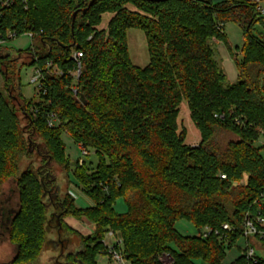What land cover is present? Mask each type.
Here are the masks:
<instances>
[{"label":"trees","instance_id":"obj_1","mask_svg":"<svg viewBox=\"0 0 264 264\" xmlns=\"http://www.w3.org/2000/svg\"><path fill=\"white\" fill-rule=\"evenodd\" d=\"M106 12L113 14L108 30H99ZM230 20L247 34L234 82L213 45L214 39L226 42ZM256 22L264 23L256 0H9L0 32L33 34L28 50L13 54L0 47L7 90L0 92V187L16 173L19 192L6 221L17 247L9 264L36 261L52 228L59 236L67 231L65 216L98 209L81 264H97L98 254L109 253L108 231L121 241L115 246L128 264H165L164 254L172 264H225L227 251L243 238L246 215H264V32H251ZM133 27L148 37L150 62L143 68L129 57ZM24 54L44 73L35 101L17 84ZM183 100L201 134L197 146L178 131ZM218 128L237 136L222 153L209 146ZM64 132L99 157L97 177L81 160L73 172L95 206L80 209L69 194H53L58 186L49 162L69 170L68 177L71 171L61 157ZM34 146L40 165L19 172ZM119 196L128 206L123 214L112 207ZM182 218L199 234L182 235L176 228ZM205 227L212 229L207 237ZM230 264H250L245 249Z\"/></svg>","mask_w":264,"mask_h":264},{"label":"rangeland","instance_id":"obj_2","mask_svg":"<svg viewBox=\"0 0 264 264\" xmlns=\"http://www.w3.org/2000/svg\"><path fill=\"white\" fill-rule=\"evenodd\" d=\"M261 6L264 7V0H261ZM262 14V13H261ZM113 14L106 12L102 16L101 23L97 26L99 30H108L109 22L112 19ZM264 20V14H262ZM224 32L226 34V42L213 40V45L216 49L215 58L218 61L221 68L224 70L229 81H236L238 74V64L242 58L243 47L247 41V34L244 28L234 20L227 21L224 24ZM253 34H259L264 32V23L256 22L251 28ZM33 40L28 34L9 39L5 47L16 54L19 51H25L32 47ZM127 44L129 57L133 64L139 67H145L150 62L149 42L146 32L141 28H130L127 31ZM232 49V53L230 51ZM4 49V48H3ZM27 54H24L22 60L19 62V75L17 77V84L19 92L28 101H35L38 99V93L36 84L31 82V77L36 74V65H28L30 58H26ZM24 63L25 65H23ZM56 71V70H55ZM239 76V74H238ZM0 92L6 95L5 80L2 72L0 71ZM15 94H19L18 91ZM22 118L23 127L27 126L21 111L18 112ZM55 124L57 123L54 121ZM178 131H186V143L192 146H197L201 142V134L197 126L195 125L191 111L187 101L183 100L177 117ZM63 142L65 144L66 152L61 157H66L69 163V170L65 167L58 165L56 162H49V168H53L54 175L56 177V185L58 189L53 190V194L60 195V198L69 194L75 201V205L78 208H87L95 206V198L90 197L83 190L82 183H78L73 172L77 171L76 163L78 161H85L86 166L90 167L89 171L91 175L97 177L99 173L95 170V166L98 164L99 157L95 151L88 148V154L84 153L87 150H83L80 144H78L70 135L63 133ZM36 143H41V139L33 137ZM237 140V136L232 132L223 128H218L214 137L209 142V146L215 149L218 153L227 151L229 144ZM36 145V144H35ZM33 149V150H32ZM31 152L25 155L19 163V172L23 171L29 166L38 167L41 162V157L35 151L34 148ZM80 169V168H79ZM94 199V200H92ZM19 202V192L17 189L16 173L9 175L0 187V264H8L14 259L16 254V245L13 244L6 229V225L2 226L3 216L2 214L12 209H17ZM116 213L123 214L128 211V206L125 199L121 196L114 200L112 205ZM100 211L93 210L90 216L76 212L75 214H69L64 217V223L67 226V231H63L59 236L58 231L52 228L47 236L46 242L43 246L39 258L31 263L26 264H81L79 260V252L86 248L87 242L95 236L97 221L95 220ZM5 221V220H4ZM176 228L184 236H195L199 234V229L189 220L182 218L176 221ZM113 231H108L107 235L103 239L108 244H114L116 241L114 237L108 238V234ZM120 239L121 235L119 234ZM118 238V237H117ZM90 242V241H89ZM252 247H254L258 256L264 258V241L251 238ZM91 243V242H90ZM111 244V245H112ZM245 238L238 240V243L227 251L225 262L230 264L234 262L241 254L243 248L245 249ZM175 248V246H173ZM176 249V248H175ZM109 252V251H108ZM162 260L165 264H172L171 256L164 254ZM97 264H119L110 253L107 255L98 254L96 257Z\"/></svg>","mask_w":264,"mask_h":264},{"label":"built area","instance_id":"obj_3","mask_svg":"<svg viewBox=\"0 0 264 264\" xmlns=\"http://www.w3.org/2000/svg\"><path fill=\"white\" fill-rule=\"evenodd\" d=\"M9 0H0V18L3 15V8L7 5ZM257 3V10L264 14V7L261 6V0H256ZM31 37L33 36L32 33H27ZM14 37H17V34L15 31L7 30L5 32V35L0 32V47L6 48L5 44L9 39H12ZM76 57H81L82 53L78 52L75 55ZM80 73V69L78 70V75ZM43 78H44V73L42 69L36 68V74L31 77V82L36 84V89L37 93H41L44 91V85H43ZM85 154L87 152H84ZM224 177V176H223ZM261 199L264 201V193L261 195ZM223 229L230 231L232 230V227H230L228 224L223 225ZM212 232V229L209 227H205L203 230H201V234L204 237H207L209 233ZM218 234V231H216ZM108 238L114 237L116 240L114 244H108L106 241H104L110 255L112 258H114L116 261H118L119 264H128L126 261L122 251L120 249L116 248V244H120L119 238H117L116 234L113 232H110L108 234ZM242 237L245 238L246 240V247H245V255L250 264H258L259 259H258V254L256 253L254 247L251 246L250 244V238L254 237L257 240H262L264 241V215L259 213L256 216H253L252 214L248 213L246 215V218L244 220V225H243V233Z\"/></svg>","mask_w":264,"mask_h":264},{"label":"flooded vegetation","instance_id":"obj_4","mask_svg":"<svg viewBox=\"0 0 264 264\" xmlns=\"http://www.w3.org/2000/svg\"><path fill=\"white\" fill-rule=\"evenodd\" d=\"M13 210H14V209L11 208L9 211H7V213L4 212V213L2 214V216H3L2 218L5 220V221L3 220L2 226H3V225H6V221H7L8 217L11 216V213L13 212ZM57 223H58V222H57ZM61 231H64V230L62 229ZM16 251H17V247H16ZM14 257H15V255H14ZM8 264H9V263H8Z\"/></svg>","mask_w":264,"mask_h":264},{"label":"crops","instance_id":"obj_5","mask_svg":"<svg viewBox=\"0 0 264 264\" xmlns=\"http://www.w3.org/2000/svg\"><path fill=\"white\" fill-rule=\"evenodd\" d=\"M238 74H239V72H238ZM238 74H237V78H238ZM253 238H254V237H253ZM249 241H250V244H251V243H252V242H251V238H250ZM245 242H246V240H245ZM251 246H252V244H251ZM243 250H244V248H243ZM243 250H242V252H243ZM263 259H264V258H263ZM225 264H228V263L225 262Z\"/></svg>","mask_w":264,"mask_h":264},{"label":"water","instance_id":"obj_6","mask_svg":"<svg viewBox=\"0 0 264 264\" xmlns=\"http://www.w3.org/2000/svg\"><path fill=\"white\" fill-rule=\"evenodd\" d=\"M91 4V3H90Z\"/></svg>","mask_w":264,"mask_h":264}]
</instances>
